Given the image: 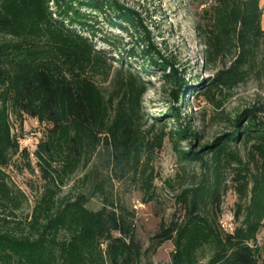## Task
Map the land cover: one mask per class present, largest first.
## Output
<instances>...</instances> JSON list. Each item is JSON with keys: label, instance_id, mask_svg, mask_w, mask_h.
Masks as SVG:
<instances>
[{"label": "trees", "instance_id": "trees-1", "mask_svg": "<svg viewBox=\"0 0 264 264\" xmlns=\"http://www.w3.org/2000/svg\"><path fill=\"white\" fill-rule=\"evenodd\" d=\"M195 1H211L197 27L210 60L220 59L235 40L244 48L232 67L218 73L216 83L242 78L264 35L261 0ZM100 20L137 38V47L126 50L118 68L109 58L125 39L110 31L101 37L110 48H97L93 38L103 32ZM150 36L141 15L119 0H0V264H139L132 241L134 214L118 201L116 184L146 185L152 175L150 152L157 143L139 124L146 90L139 70L149 73L156 67L175 87L170 98L182 103L169 110L175 122L170 134L188 137L192 145L181 150L182 157L204 161L211 154L215 164L206 165L200 183L183 193V219L155 238L159 244L173 241L172 264H199L204 258L207 264H264V247L257 243L264 224V120L247 110L235 130L195 150L199 135L181 115L185 103L180 98L188 84ZM100 78L110 83L108 95L98 85ZM25 117L47 125L33 152L12 130L13 122ZM252 140L257 173L231 150L233 143ZM101 149L103 159L85 174L84 188L64 193ZM226 162L239 197L250 195L249 203H238L232 231L219 224L228 190ZM12 168L38 172L42 182L25 219L16 217L29 199L11 181ZM93 200L101 208H92Z\"/></svg>", "mask_w": 264, "mask_h": 264}, {"label": "rangeland", "instance_id": "rangeland-1", "mask_svg": "<svg viewBox=\"0 0 264 264\" xmlns=\"http://www.w3.org/2000/svg\"><path fill=\"white\" fill-rule=\"evenodd\" d=\"M119 1L141 15L145 26L151 32V41L156 49L176 64V68L186 80L188 88L180 98L183 104L185 103L181 115L184 124L199 135L195 150L200 145L213 144L218 138L235 130L234 123L247 110L256 111L258 117L264 120V35L254 49L252 68L248 73L242 78L220 84L216 83V76L232 67L244 48L235 40L220 59L215 62L210 60L204 39L197 27L204 21V10L210 7L211 1L203 3L195 0ZM260 5L264 9V0H261ZM262 27L264 31V13ZM75 28L82 32L80 26ZM100 28L103 32L93 38L97 48H110L101 38L110 31L120 33L125 39L109 58L113 68H118L121 58L126 55V50L133 46L137 47V38L129 36L126 32L122 33V30L111 27L105 21H101ZM136 59L132 61L135 62ZM123 63L124 67H127V62ZM139 71L146 86L140 97L139 124L144 136L156 140L157 143L150 152L152 175L146 185L135 180L117 183L116 196L118 201L125 203L134 214L130 221L132 241L139 253V264H172L175 248L173 241L165 240L159 244L155 237L172 222L183 219L186 210L182 202L183 193L196 187L204 176L206 165H214L215 162L211 154L204 155V161H192L182 157L181 150L188 151L192 145L188 143V137L179 139L170 134L175 122L169 110L173 105L182 107V103H175L169 96L175 87L164 82L163 72L157 67L152 68L149 73ZM103 81V78L98 80V85L108 95L111 91L110 83ZM243 124H246L245 120ZM46 128L47 125L37 119L25 117L22 123L14 121L12 130L20 139L21 146L33 152L44 137ZM253 143L254 140L233 143L231 150L240 155L253 173H257L258 162L254 156ZM102 159L101 149L98 157L92 160L87 169L80 167L63 192L74 195L82 190L85 185V174L97 164L99 166ZM236 165L233 164L235 167ZM230 166L226 162L222 168L225 170V176L229 178L228 190L223 196L219 224L226 231H232L238 224L235 219L238 203L250 202V195L247 198L239 197ZM9 173L11 181L24 191L29 199L23 201L17 212V219H25L30 215L34 199L42 186L39 173L34 174L26 169L15 168L10 169ZM90 206L94 209L101 208V204L96 200H93ZM257 243L264 247V224L257 235ZM207 262L208 258H204L199 264Z\"/></svg>", "mask_w": 264, "mask_h": 264}]
</instances>
